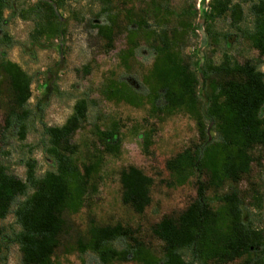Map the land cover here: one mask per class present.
<instances>
[{
    "label": "trees",
    "instance_id": "1",
    "mask_svg": "<svg viewBox=\"0 0 264 264\" xmlns=\"http://www.w3.org/2000/svg\"><path fill=\"white\" fill-rule=\"evenodd\" d=\"M9 1L0 0V31ZM64 1L39 0L21 11L23 19L35 22L36 39L61 34L56 8ZM190 8L174 24L164 19L156 27L146 29L139 25L129 30V47L120 54L126 67L140 44L136 40L139 29L156 53L143 88L130 85L138 96H127L126 82L117 79L110 80L103 92L108 99L125 100L138 106L148 100L156 114L183 111L195 119L199 142L169 158L166 166L172 175L168 182L171 186L197 177L196 198L177 216L166 215L154 226V234L164 243L162 255L121 223L92 225L87 240L79 239L78 247L81 254L91 253L103 263L208 264L216 261L227 264L244 258V264H264V231L247 219L239 192L224 193L217 207L211 205L207 193L209 186L219 188L227 180L237 182L248 173L254 161L252 150L256 145H264V72L251 60L227 61L223 65L208 61L206 79L210 94L206 102L202 101L198 76L185 52L190 33H195L192 22L195 12ZM222 18H230L231 27L242 31L264 54V0H211L205 24L213 45H218L215 24ZM98 28L111 43L115 30L113 20ZM0 77L7 81L13 98L5 131L15 132L24 139L31 114L27 107L31 78L5 58H0ZM88 110L89 102L82 98L63 125L43 124L44 148L55 169L39 176L38 162L29 159L26 179H22L0 165V219L14 212L20 230L12 239L19 244L25 264L52 263L63 236L68 233L66 216L80 211L93 176L100 172L101 156L86 163L83 169L74 157L77 146L72 136L86 120ZM211 128L217 133L215 137L210 134ZM97 134L107 151L117 149L114 131L98 129ZM120 180L123 202L134 211L144 213L152 202L154 178L130 165L122 169ZM6 238L5 228L0 227V258Z\"/></svg>",
    "mask_w": 264,
    "mask_h": 264
},
{
    "label": "rangeland",
    "instance_id": "2",
    "mask_svg": "<svg viewBox=\"0 0 264 264\" xmlns=\"http://www.w3.org/2000/svg\"><path fill=\"white\" fill-rule=\"evenodd\" d=\"M210 1L65 0L60 8H56L61 34L40 39L35 38V22L20 16L24 8L37 4L39 0H10L7 3L0 31V58L13 62L30 76L27 107L31 114L24 139L15 132L5 131V120L13 106V98L7 81L0 77V165L22 179H26V161L29 159L38 162L39 176L55 169L44 148L43 124L63 125L73 114L76 102L82 98L88 100L89 110L86 120L72 136L77 146L74 157L82 169L86 163L102 157L100 172L93 176L82 208L78 213L66 216L68 233L63 236L51 264H136L131 261L103 263L91 253L81 254L78 240H87L92 225L121 223L162 255L164 243L154 234V226L166 215L177 216L197 194L196 176L182 185L168 184L172 175L166 162L199 142L197 123L183 111L156 114L148 100L138 106L125 100L108 99L103 91L110 80L117 79L126 82L127 96H138L130 85L143 88L142 83L153 66L156 53L139 29L136 40L140 44L126 67L120 54L129 47V30L139 25L146 29L156 27L164 19L174 24L189 6L193 8H190L191 12H195L192 17L195 33H190L185 52L198 76L202 101L206 102L210 94L206 79L208 61L223 65L227 61L243 63L251 60L264 72V54L242 31L231 27L230 18L216 22L219 42L218 45L212 44L205 24ZM158 9L162 12L159 13ZM245 9L247 11V5ZM157 14H161L159 18ZM110 19L115 27L111 43L98 28ZM98 129L115 132L113 140L118 144L115 151L106 150L98 137ZM210 134L212 137L217 135L212 128ZM252 154L254 161L248 173L237 182L227 180L219 188L209 186L207 193L211 205L217 207L220 196L237 190L247 219L264 231V145H256ZM130 165L139 167L155 180L152 202L144 213L134 211L122 200L120 174ZM0 227L5 228L8 235L0 264H25L19 244L12 239L20 230L13 211L5 219H0ZM208 264L221 263L211 261ZM227 264H244V258Z\"/></svg>",
    "mask_w": 264,
    "mask_h": 264
}]
</instances>
